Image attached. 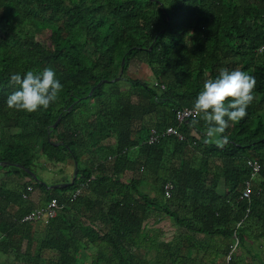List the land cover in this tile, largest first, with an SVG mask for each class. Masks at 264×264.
Returning <instances> with one entry per match:
<instances>
[{"label": "trees", "instance_id": "trees-1", "mask_svg": "<svg viewBox=\"0 0 264 264\" xmlns=\"http://www.w3.org/2000/svg\"><path fill=\"white\" fill-rule=\"evenodd\" d=\"M48 67L63 85L59 99L33 114L8 109L19 90L11 74ZM224 68L256 84L221 149L203 142L196 117L178 126L175 110L193 108ZM169 126L184 139L145 143L150 129ZM248 161L261 170L241 201ZM7 162L19 167L0 166V264H264V0H0ZM27 187L57 199L54 219L21 222Z\"/></svg>", "mask_w": 264, "mask_h": 264}, {"label": "clouds", "instance_id": "clouds-1", "mask_svg": "<svg viewBox=\"0 0 264 264\" xmlns=\"http://www.w3.org/2000/svg\"><path fill=\"white\" fill-rule=\"evenodd\" d=\"M10 83L19 86V90L7 97V108L28 114L47 110L59 99L63 88L50 67L39 73L28 70L23 76L13 73ZM255 84L254 77L240 69L230 71L224 68L215 78L205 80L191 109L197 122L204 123L205 144L213 139L221 149L229 144V137L224 133L230 124L234 125L247 116V109L254 100Z\"/></svg>", "mask_w": 264, "mask_h": 264}, {"label": "built area", "instance_id": "built-area-1", "mask_svg": "<svg viewBox=\"0 0 264 264\" xmlns=\"http://www.w3.org/2000/svg\"><path fill=\"white\" fill-rule=\"evenodd\" d=\"M192 108H181L175 110V119L177 121V125L179 126L185 121H188V119L195 117L192 112ZM164 136H173L177 140H183L184 136L181 134V132L178 130L177 127H166L162 131H157L155 128L150 129L149 136L145 143L148 145H152L161 137ZM248 166L251 168V173L249 178L245 181L244 187L241 191L239 199L241 201H249L252 195V180L254 177L260 172L261 165L257 161H248ZM92 178V177H91ZM173 189V185L170 183H167L163 186L164 195L166 198L170 196V193ZM32 187H27V191H31ZM80 191L79 189H76L73 193L70 194V200H74L78 195ZM27 196L23 195V198L25 199ZM59 209V204L56 198L50 199L44 206L35 207L32 210L28 211L21 217L22 223H37L40 221L48 222L52 219H54L57 216V212ZM238 246V240L237 238L231 245L230 253L226 256V261L228 262L230 260V254L232 251H235Z\"/></svg>", "mask_w": 264, "mask_h": 264}, {"label": "crops", "instance_id": "crops-1", "mask_svg": "<svg viewBox=\"0 0 264 264\" xmlns=\"http://www.w3.org/2000/svg\"><path fill=\"white\" fill-rule=\"evenodd\" d=\"M69 166L71 167V172H72V164L67 166V172H68V168ZM75 171V168L73 169ZM11 178V177H8ZM12 180H16L14 178L10 179ZM23 180H16L17 184L22 183ZM46 203V195L44 193H40L38 190H31L28 193V196L25 198V202L23 203V209L24 210H32L35 207H39V206H44ZM26 212V211H24ZM165 224H167V228H171L172 230L174 229L173 227L170 226V221L169 220H165L164 221ZM152 256H155V253L152 254ZM151 257V258H153ZM6 260L5 256L3 254L0 253V262H4Z\"/></svg>", "mask_w": 264, "mask_h": 264}, {"label": "water", "instance_id": "water-1", "mask_svg": "<svg viewBox=\"0 0 264 264\" xmlns=\"http://www.w3.org/2000/svg\"><path fill=\"white\" fill-rule=\"evenodd\" d=\"M123 61H122V66H123ZM122 72V70H120V73ZM119 78H116V79H114L113 81H116V80H118ZM102 82H106V81H100L99 83H97V85L96 86H99ZM90 94H91V92H90ZM58 121H59V118L55 121V123L53 124V128L54 127H56V125H57V123H58ZM187 122V121H186ZM3 165H9V166H11V165H14V166H16V167H19V165H16V164H12V163H10V162H7V163H0V166H3ZM75 166H76V163H75ZM34 180H37V178H36V176H35V174H33L31 171H29V170H25ZM75 176H76V168H75V171H74V176H73V179H75ZM40 184L41 185H43L47 190H53V189H57V188H59V187H66L67 185H72L73 184V181H71L70 183H68V184H51V185H47L45 182H40Z\"/></svg>", "mask_w": 264, "mask_h": 264}, {"label": "rangeland", "instance_id": "rangeland-1", "mask_svg": "<svg viewBox=\"0 0 264 264\" xmlns=\"http://www.w3.org/2000/svg\"><path fill=\"white\" fill-rule=\"evenodd\" d=\"M139 76H142L143 78H146V79H149V80L151 79V77H150L148 71H147L146 69H144V67L141 69V72H139ZM68 161H69V160H66V161L63 163V165H66V163H67ZM60 166H61V165H59V167H60ZM35 167H36V168H40V165H36V162H35L33 168H35ZM70 170H71V167L69 166V168H68V173H69V174L71 173ZM65 171H67L66 168H65ZM1 173H2V172L0 171V180H1V179H5V177H3ZM44 173H46V171H42L40 174H44ZM149 188H150V187H148V185H147V186H146V189L149 190ZM151 252H152V251H151ZM153 253H155V252H152L151 254H149L148 257H149V258L153 257V256H152Z\"/></svg>", "mask_w": 264, "mask_h": 264}]
</instances>
